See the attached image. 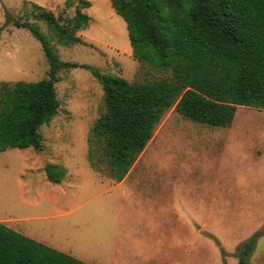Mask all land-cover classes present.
<instances>
[{"label": "rangeland", "instance_id": "rangeland-1", "mask_svg": "<svg viewBox=\"0 0 264 264\" xmlns=\"http://www.w3.org/2000/svg\"><path fill=\"white\" fill-rule=\"evenodd\" d=\"M66 1L0 0V82L47 77L40 42L15 26L24 22L35 23L64 62L130 83L170 80L134 59L109 0H88L81 42L60 45L34 4L71 18L77 0ZM58 77L61 106L40 128L41 148L0 152V219H20L5 225L90 264H239L243 244L261 234L247 264H264V110L238 107L221 128L193 122L174 105L120 183L91 136L105 110L101 85L84 68ZM48 164L65 170L60 182L47 180Z\"/></svg>", "mask_w": 264, "mask_h": 264}, {"label": "trees", "instance_id": "trees-1", "mask_svg": "<svg viewBox=\"0 0 264 264\" xmlns=\"http://www.w3.org/2000/svg\"><path fill=\"white\" fill-rule=\"evenodd\" d=\"M127 25L134 59L168 81L130 83L89 65L64 62L35 23H15L40 42L49 62L38 82H0V152L38 150L40 128L58 114L56 83L63 68L90 70L103 90L105 110L92 129L93 142L108 172L122 181L146 149L163 114L174 105L185 118L212 127H229L238 107L264 110V0H109ZM70 6L72 0H67ZM73 17H56L34 4L36 19L47 23L60 45L79 43L86 29L88 0H77ZM49 182L65 170L45 167ZM239 251L247 264L257 238ZM0 264H90L29 238L0 222Z\"/></svg>", "mask_w": 264, "mask_h": 264}, {"label": "crops", "instance_id": "crops-1", "mask_svg": "<svg viewBox=\"0 0 264 264\" xmlns=\"http://www.w3.org/2000/svg\"><path fill=\"white\" fill-rule=\"evenodd\" d=\"M130 174L131 173H129L127 176H126V178H125V180L127 179V177H130ZM124 182V180L122 181V182H120V183H123ZM56 205V204H55ZM57 206V205H56ZM28 219V218H27ZM3 220L4 219H0V222H2L3 223ZM4 221H7V223H18L19 221H20V219H7V220H4ZM28 237V236H27ZM30 238V237H29Z\"/></svg>", "mask_w": 264, "mask_h": 264}]
</instances>
